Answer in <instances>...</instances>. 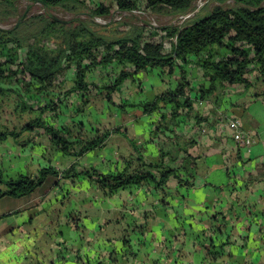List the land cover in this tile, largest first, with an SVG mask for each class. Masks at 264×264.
Listing matches in <instances>:
<instances>
[{
    "label": "crops",
    "instance_id": "obj_1",
    "mask_svg": "<svg viewBox=\"0 0 264 264\" xmlns=\"http://www.w3.org/2000/svg\"><path fill=\"white\" fill-rule=\"evenodd\" d=\"M158 72L136 76L154 82L147 84L148 95L155 87L158 90L153 98L166 89ZM208 82L200 77L192 85L205 88ZM217 89L197 103L198 122L194 114L175 121L189 141L187 155L180 153L177 162L186 157L190 165L180 175L192 177V186L180 187L177 179L170 178L162 189L144 184L105 196L85 177L50 176L29 196L0 199V264H31L28 257L36 247L57 263L65 256L61 264H96L99 255L111 252V264H264V93L256 97L253 91L229 85ZM263 89L264 81L255 87ZM78 102L73 103L75 108ZM106 104L88 105L94 115L87 118L65 106L55 124L65 126L70 136L74 134L70 127L79 124L81 139L109 132L99 147L70 156L61 153L41 129L26 131L0 143L5 172L9 177L33 178L40 169L52 167L57 173L72 169L108 174L132 153L130 140L145 147L150 162L159 160V147L170 150L171 141L177 140L178 132H153L158 125L169 124L168 118L159 122L160 112L145 114L139 103H133L135 113L124 112L130 128H124L118 120L110 121L115 107ZM5 109L0 124L9 129L19 130L32 117L13 115L7 103ZM233 119H239L241 131L253 139L250 145L232 138L227 125ZM218 223L228 231L229 244L223 257L209 262L205 258L209 228Z\"/></svg>",
    "mask_w": 264,
    "mask_h": 264
},
{
    "label": "trees",
    "instance_id": "obj_2",
    "mask_svg": "<svg viewBox=\"0 0 264 264\" xmlns=\"http://www.w3.org/2000/svg\"><path fill=\"white\" fill-rule=\"evenodd\" d=\"M15 1L0 0V3L12 9ZM26 1L39 3L45 13L27 21L22 16L15 26L0 28V115L6 110V100L13 97V115L30 116L32 111H36L40 116L29 117L19 130L0 124V143L23 132L41 129L61 153L81 156L99 147L108 138L109 132L81 139L82 127L75 124L70 127V131L74 132L70 136L65 126L55 125L64 114L62 106L68 107L74 114L83 115L89 97L96 91L102 100H110L124 82L133 83L142 72L159 71L161 80L166 82L177 67L181 72V81L172 90L139 104L145 114L160 112L159 122L168 118V126L158 125L153 132H178L179 135L177 140H169L170 150L162 146L158 148L157 162L146 160L145 147L137 146L130 140L132 153L124 158L118 170L108 174L95 170L75 172L72 169L57 173L52 167H46L33 178L23 175L7 179L0 177V184L6 186L5 190H0V199L29 196L50 176L62 179L85 177L105 196L144 184L162 189L170 178L177 179L180 187L192 186V177L183 178L180 175L181 170H187L190 165L184 156L182 163L177 162L180 153L187 155L189 141L177 129L175 121L194 114L193 119L198 122L195 101H205L222 85L239 86L246 92L253 91L256 97L264 93V89L255 90L256 85L264 81V0H216L219 4L232 1L234 6H215L206 14L199 16L196 13L177 25L120 24L118 29L122 33L113 38L99 34L97 26L101 25L95 22L100 17L114 14L109 1L120 13H132L143 7L145 12L175 16L185 15L196 0H90V21L74 18L67 23L58 21L50 12L58 7L72 11L85 0ZM35 24L38 28H34ZM189 56H195L194 63L200 68L201 77L208 78L207 87L195 88L185 78L181 69L182 65L189 63ZM97 69H102L100 73L107 80L101 86L87 81V74ZM71 70L70 79L67 73ZM78 95L81 96L76 108L73 103H63ZM209 232L205 258L213 262L224 256L229 234L219 223L212 224ZM215 240L219 241L216 245ZM123 242L127 244L125 240ZM42 253L41 247H36L33 256L28 257L32 260L31 264H61L67 260L62 256L57 263L46 259L48 255ZM37 255L40 259H36ZM111 255L112 252L110 256L99 255L96 264H111Z\"/></svg>",
    "mask_w": 264,
    "mask_h": 264
},
{
    "label": "rangeland",
    "instance_id": "obj_3",
    "mask_svg": "<svg viewBox=\"0 0 264 264\" xmlns=\"http://www.w3.org/2000/svg\"><path fill=\"white\" fill-rule=\"evenodd\" d=\"M98 1H101V0H98ZM111 4L113 5L114 14L108 17H100L99 19L95 20L96 23H99L101 25V26H97L98 33L107 38L117 37L122 33L118 29L120 24L122 25L125 24L126 26H134L139 23H143V24L148 23V24L155 25V26H165V25H170V24L177 25V24L182 23L185 20L184 18L186 16H190V15L193 16L196 13H198L199 16H202L215 6H221L223 8H230L234 6L232 1H227L223 4H219L216 2V0H196L195 3L193 4L192 9L188 11L185 15L166 16V15H160L156 13L145 12V10H143V7H141L142 9L140 10L141 12H138V13H126V12L120 13L116 11L114 3L109 1L108 5H111ZM262 5L264 6V2L262 3ZM90 6H91L90 0H85L83 4L80 5V7L78 6L72 11H67L65 8L58 7L52 10V12H50V15L53 14V16H55L58 21H61L63 23L73 21L75 20L74 18H79V20H82V21H90L89 19ZM44 13L45 11L41 8V5L36 2L33 3V2H28L26 0H17L13 2L12 9L6 4H4L3 2H1L0 3V28L8 29V28L15 26L19 18L22 16L24 17L23 19L27 21L39 15H43ZM102 25H106V26H102ZM34 28H38V25L35 24ZM188 59H189V63L182 65L181 70L185 72V78L190 80L191 85H192V84H195V82L201 77L202 73H201L200 68L194 63V61L196 60L195 56H189ZM100 70L97 69L94 73H88L87 81L94 82L98 86H101L102 84H104L107 81L106 76L100 73ZM70 73H73V71L71 70L67 73L69 74V78L71 79ZM144 74L142 76H144ZM180 74L181 72L179 71V67H177L175 69V72L170 76L169 80H167L166 82L162 81L164 83L163 87L166 88L163 90V92L169 89L172 90L177 85V83L181 81ZM143 81L144 82H142V80H139L138 78H135L133 83L129 82L128 85H126V83L124 82L122 87H120L119 90H117V92L112 94L110 100H106V99L102 100L101 95L98 94L96 91L95 94H91V96L89 97L88 105H92V103H108L109 105L114 106L115 108L114 110H112V113L110 114L111 118L113 119H110V121H113L114 123H116L118 120L119 121L118 125H123L124 128H130L129 119L128 118L124 119L125 117L124 112L128 111L130 115L134 114L137 104H133V103H141V102L150 101L153 98V95L156 94L158 91L155 87L152 91L153 95H148L147 94V84L153 85L154 82L148 81L147 83V79ZM69 84L71 85L72 83H69ZM80 96H77V98L71 97V99L70 98L66 99L63 101V103H74L77 100H79ZM72 99H75V100H72ZM195 102L199 103L197 101ZM5 103L13 107L15 104V100L13 99V97L8 98ZM88 105L86 106L84 113H83V115L86 118L94 115L92 113L93 108L88 107ZM64 110H66L65 106L62 108V112ZM32 112L30 113L31 116L32 115L35 117L40 116L39 115L40 113L36 111H32ZM132 124L137 125L135 122H133ZM129 131L132 132L131 129ZM86 138L88 137L84 136V139ZM129 146H130V142H129ZM55 158L56 159L58 158V153L55 154ZM5 160L6 158L0 161V166L2 165L0 167V177L3 179H7L10 176L9 174L5 172L7 170ZM1 168H3L2 171H1ZM0 188L5 190L6 186H4L3 184H0ZM4 204L6 205L5 201L2 202V205Z\"/></svg>",
    "mask_w": 264,
    "mask_h": 264
},
{
    "label": "built area",
    "instance_id": "obj_4",
    "mask_svg": "<svg viewBox=\"0 0 264 264\" xmlns=\"http://www.w3.org/2000/svg\"><path fill=\"white\" fill-rule=\"evenodd\" d=\"M140 10H142L141 7L132 13L141 12ZM191 16L192 15L186 16L184 19H187ZM227 126L232 133V138L236 142H239V143L246 145V146L250 145L253 142V139L251 137H249L246 133L241 131V121L239 119H233V120L229 121Z\"/></svg>",
    "mask_w": 264,
    "mask_h": 264
}]
</instances>
